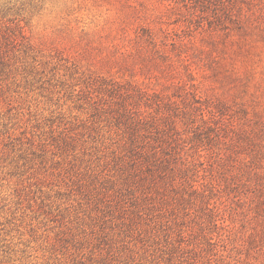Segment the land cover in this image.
<instances>
[{"label":"rangeland","instance_id":"obj_1","mask_svg":"<svg viewBox=\"0 0 264 264\" xmlns=\"http://www.w3.org/2000/svg\"><path fill=\"white\" fill-rule=\"evenodd\" d=\"M229 1L0 0V264H264V0ZM108 81L182 82L213 105L222 136L198 169L246 173L237 197L210 194L219 228L180 221L181 234L130 198L128 133L99 102Z\"/></svg>","mask_w":264,"mask_h":264},{"label":"trees","instance_id":"obj_2","mask_svg":"<svg viewBox=\"0 0 264 264\" xmlns=\"http://www.w3.org/2000/svg\"><path fill=\"white\" fill-rule=\"evenodd\" d=\"M206 1L217 2L216 5L220 4L224 8L228 7L229 2L233 4L231 3L233 1L229 0ZM227 12L232 14L233 10L227 9ZM236 17L238 22L244 21L243 15ZM140 27L136 39L140 42L154 43L155 30L149 26L144 28L140 25ZM188 75L192 77L191 71H188ZM173 85L177 88H174L170 94L159 89L149 91L132 81L124 84L108 81L104 89L106 97L100 98L99 102L110 109L109 113L116 124L122 125L124 132L128 133L127 142L132 151V158L129 161L125 183L130 198L138 201V204L143 203L152 212L155 211L154 218L157 216L161 218L163 226L181 234L182 229L192 234L210 227L217 229L220 227L217 216L220 215L221 201L219 202L216 194V203L210 205V194L229 191L237 197L241 190L237 177L246 173L240 167H233L230 170L229 167L232 165L229 164L219 169L222 170L219 177L214 176L209 169H202V172L198 169L205 160L201 158L203 157L201 151H214L213 143L220 140L222 135L219 131L222 127L217 122L218 114L212 104L202 102L194 89L185 88V83ZM0 92H2L1 33ZM208 118L216 123L214 129L206 125ZM187 120L196 121L197 124L192 131V138L187 137L182 141L181 122L185 125ZM191 128H188V131ZM187 140L191 143L190 148H193L197 155V160L195 159L197 162L189 160V155L184 151L186 146L184 141ZM219 152L217 156L222 160L225 159L226 156H220ZM190 170H193L194 177L189 175ZM195 206L205 207L206 216H199L201 219L198 220L193 215ZM163 209L167 220L158 212ZM180 221L182 229L177 227ZM190 223L196 225V231L192 229ZM205 239L210 242L212 237Z\"/></svg>","mask_w":264,"mask_h":264}]
</instances>
